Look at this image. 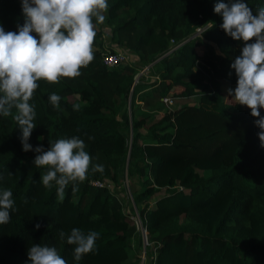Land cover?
Returning a JSON list of instances; mask_svg holds the SVG:
<instances>
[{"label":"trees","instance_id":"16d2710c","mask_svg":"<svg viewBox=\"0 0 264 264\" xmlns=\"http://www.w3.org/2000/svg\"><path fill=\"white\" fill-rule=\"evenodd\" d=\"M217 2L227 0H107L105 22L93 18L94 59L81 75L37 81L33 149L78 136L92 164L103 165L76 192L70 183L62 202L55 185L42 184L38 153L22 150L17 110L0 114V190L15 201L0 225V264H31L35 244L55 247L67 264H139L143 251L144 264H264V147L250 109L228 95L244 42L220 28ZM245 2L254 14L264 8V0ZM23 23L21 0H0L4 30ZM116 50L131 62L104 66L103 53ZM166 96L186 102L168 107ZM125 179L138 186L130 214L105 184L90 183L124 187ZM73 228L99 234L79 261L67 243Z\"/></svg>","mask_w":264,"mask_h":264},{"label":"clouds","instance_id":"9594fccd","mask_svg":"<svg viewBox=\"0 0 264 264\" xmlns=\"http://www.w3.org/2000/svg\"><path fill=\"white\" fill-rule=\"evenodd\" d=\"M21 7L24 23L17 25V31L6 32L0 25V114L7 117L13 108L17 110L14 119L22 133V150L38 153L34 165L47 166L42 184L48 189L55 185L62 202L70 183L76 192L77 182L87 178L90 168L102 172L103 165L92 164V157L78 136L58 139L47 150L42 146L33 149L28 141L37 125L35 106L30 100L39 87L37 81L56 84L62 77H79L80 69L93 61L96 37L93 18L103 24L106 20L103 13L109 5L107 0H21ZM213 11L221 16L220 28L225 34L244 42L230 65L235 70L237 86L228 89V95L250 109L264 147V116L260 111L264 109V8L254 14L245 0H227L217 2ZM48 100L54 108H59V95L52 93ZM79 108L78 104L74 105V110ZM12 195L9 189L0 190V225L9 223L11 211L15 210ZM39 227L37 223L35 228ZM64 235L60 233L61 237ZM98 238L96 231L85 233L73 228L67 243L75 245L74 259L79 261L83 255L94 252ZM27 255L31 264H67L57 249L48 245H32Z\"/></svg>","mask_w":264,"mask_h":264},{"label":"rangeland","instance_id":"374dc122","mask_svg":"<svg viewBox=\"0 0 264 264\" xmlns=\"http://www.w3.org/2000/svg\"><path fill=\"white\" fill-rule=\"evenodd\" d=\"M127 55L129 56V54H127ZM129 62H131V57L130 56H129V59H128L127 63H129ZM147 68H148V66H146L145 68H142L140 71L144 72ZM227 100L231 101L229 96H227ZM184 102H186V100H179V102L174 101L172 107H174L175 104L178 105L179 103H184ZM141 132L144 133V130L141 129ZM102 184H105L110 190H112V192L114 194H116V196L123 203L125 212L129 213L130 210H131V207L133 206L132 191H134V190H136L138 188L137 184L133 183L129 179H125L124 187L115 185V184H113V183H111L109 181H102ZM131 219L135 221L136 228L138 230H140L141 232H143L144 228L141 226V221L138 218V216L135 215V214H132L131 215ZM144 261H145V255H144V251H143L142 254H141V261H140L139 264H144Z\"/></svg>","mask_w":264,"mask_h":264},{"label":"built area","instance_id":"2783aa9c","mask_svg":"<svg viewBox=\"0 0 264 264\" xmlns=\"http://www.w3.org/2000/svg\"><path fill=\"white\" fill-rule=\"evenodd\" d=\"M200 31H201V29L197 30V32H200ZM177 47L178 46H176V48ZM128 59H129V56L126 53L119 51V50L106 51L102 55V63L104 66H106L108 68H113V67H117L121 64H125V63H127ZM163 101L166 104V106L172 107L173 102H174V98L171 96H166L163 98ZM90 183L96 187H101L104 185V184H102V182H100L98 180H92V181H90ZM143 232H145V228L143 229Z\"/></svg>","mask_w":264,"mask_h":264},{"label":"water","instance_id":"95a60500","mask_svg":"<svg viewBox=\"0 0 264 264\" xmlns=\"http://www.w3.org/2000/svg\"><path fill=\"white\" fill-rule=\"evenodd\" d=\"M144 242H145V244H146V242H147V241H146V237L144 238Z\"/></svg>","mask_w":264,"mask_h":264},{"label":"bare ground","instance_id":"6f19581e","mask_svg":"<svg viewBox=\"0 0 264 264\" xmlns=\"http://www.w3.org/2000/svg\"><path fill=\"white\" fill-rule=\"evenodd\" d=\"M35 168V167H34Z\"/></svg>","mask_w":264,"mask_h":264}]
</instances>
